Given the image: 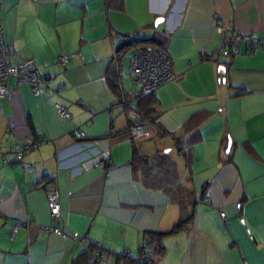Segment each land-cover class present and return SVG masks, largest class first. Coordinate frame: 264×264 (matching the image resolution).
<instances>
[{
	"label": "crops",
	"instance_id": "crops-1",
	"mask_svg": "<svg viewBox=\"0 0 264 264\" xmlns=\"http://www.w3.org/2000/svg\"><path fill=\"white\" fill-rule=\"evenodd\" d=\"M215 19L256 39L264 0H0L8 61L31 59L50 87L33 95L9 79L0 95V264H71L93 241L131 252L145 231L168 229L178 203L144 178L134 151L150 164L165 154L194 200L189 222L162 237L150 264H264V48L244 38L220 57ZM149 37L176 76L138 101L154 117L145 122L147 136L131 138L128 56L119 64L120 96L104 70L118 47H134L127 40ZM55 102L68 118L56 114ZM73 130L92 141L93 153L82 156L86 147ZM38 135L44 139L35 148L10 151ZM101 159L108 165H97ZM44 183L58 191L62 233L44 228L55 224Z\"/></svg>",
	"mask_w": 264,
	"mask_h": 264
},
{
	"label": "built area",
	"instance_id": "built-area-1",
	"mask_svg": "<svg viewBox=\"0 0 264 264\" xmlns=\"http://www.w3.org/2000/svg\"><path fill=\"white\" fill-rule=\"evenodd\" d=\"M216 31L220 34V45L217 50V54L220 57L226 55L225 46L234 41L244 39L249 47L264 48V27L261 29L260 36L256 39L246 38V35L233 30L231 24H224L221 20H214ZM9 47L3 42L0 25V95H3L7 91L6 80L8 78L14 79V89H19L21 85L29 87L31 94L36 95L44 93L49 87V79L46 76L40 75L34 69L31 59H25L11 64L8 61ZM66 56L60 54L57 57L59 62H64ZM125 75L129 78L131 86L127 92L126 105V118L129 121L128 136L131 138L143 137L148 135V130L145 127V120L141 116L137 108V97L149 94L153 92L158 86L166 83L169 80L175 78V74L170 69V62L167 54L163 49L157 46L140 48L134 46L130 49L128 55V64L125 69ZM61 86L58 82L53 89H57ZM55 112L59 117L68 118L69 111L66 105L62 103H54ZM72 135L77 138H81L82 141L78 142L81 147H86L83 150V157H87L91 152L88 147L91 146L92 141L84 139V132L82 130L72 131ZM44 138L38 137H25L18 142L12 143L10 151L19 156L26 153L28 150L35 148L39 142ZM95 153V151H94ZM0 157H4V153L0 151ZM97 165L105 167L108 165L106 160L103 159L96 162ZM46 207L50 218L55 222L53 225L44 226V228L56 233H62V229L57 226V222L60 219V210L58 202V191L52 184L47 185L44 191ZM203 201H208L207 192L202 195ZM221 217L224 216L223 211H219ZM18 225V224H17ZM16 226L12 227V230ZM73 238H75L73 236Z\"/></svg>",
	"mask_w": 264,
	"mask_h": 264
},
{
	"label": "trees",
	"instance_id": "trees-1",
	"mask_svg": "<svg viewBox=\"0 0 264 264\" xmlns=\"http://www.w3.org/2000/svg\"><path fill=\"white\" fill-rule=\"evenodd\" d=\"M145 40L147 41L139 44H137L138 41L134 40L133 38L127 40L126 42L131 46L147 48V47H152L148 45L149 43L157 44V41L154 40H158V39L149 37L146 38ZM123 44H121L120 46H122ZM153 46H157L162 49V46L160 44ZM129 51L130 50L128 51L125 50V48L120 49L118 47V49L115 50V55L112 56V59L108 61L107 66L104 70V79L108 85V88L116 96H120V90H121V86L119 83L120 81L119 64L120 61L124 58V56L129 55ZM123 73L125 74V71ZM9 79H11L14 83L13 78H8L6 80V85ZM129 85L131 86L130 80H129ZM149 94H144L137 97L138 111L143 117V119L147 122L152 121L154 115L150 112L151 110H145L144 112H142L138 107V101L141 98L148 96ZM126 100L127 98H125V103H124L125 112L128 109V106L126 105ZM147 112L150 113L148 114ZM127 123L128 124L126 129L128 132V127H129L128 119H127ZM151 158H152V164L148 162L147 156L145 154H140L134 151L132 152L131 161L132 163L137 165L136 167L139 166L138 167L139 169L142 168V174L144 178H146L152 185H156L160 188H163L164 191L168 193L169 197L172 200L176 201V203H178V215L175 222L168 229L165 230L145 231L141 242L136 247V249L131 252L128 251L127 249H121L117 251L108 250L94 241L87 242L85 247L82 250H80L75 256L72 257L71 264H150L152 262V255L154 254L158 256L163 251V246L161 242L162 237L165 236L166 234L181 229L189 222V220L193 215L192 207L194 204V200L192 196V190L182 185L178 181V174L175 169V166L167 160L165 154L162 153L154 154L153 156H151ZM44 184H45L44 186V191H45L49 183H44ZM204 192L205 191L202 190L200 195L202 196Z\"/></svg>",
	"mask_w": 264,
	"mask_h": 264
},
{
	"label": "water",
	"instance_id": "water-1",
	"mask_svg": "<svg viewBox=\"0 0 264 264\" xmlns=\"http://www.w3.org/2000/svg\"><path fill=\"white\" fill-rule=\"evenodd\" d=\"M217 71H218V74H223L224 73V65L219 64L217 67ZM222 81H223V78H222Z\"/></svg>",
	"mask_w": 264,
	"mask_h": 264
},
{
	"label": "rangeland",
	"instance_id": "rangeland-1",
	"mask_svg": "<svg viewBox=\"0 0 264 264\" xmlns=\"http://www.w3.org/2000/svg\"><path fill=\"white\" fill-rule=\"evenodd\" d=\"M64 55V54H63ZM126 82H128V81H126ZM151 93H153V92H151ZM207 197H208V200H209V195H208V192H207Z\"/></svg>",
	"mask_w": 264,
	"mask_h": 264
}]
</instances>
